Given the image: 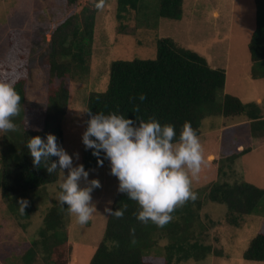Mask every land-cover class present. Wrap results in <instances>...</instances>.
Listing matches in <instances>:
<instances>
[{"label": "trees", "instance_id": "16d2710c", "mask_svg": "<svg viewBox=\"0 0 264 264\" xmlns=\"http://www.w3.org/2000/svg\"><path fill=\"white\" fill-rule=\"evenodd\" d=\"M79 1L68 0V4L75 6ZM254 1L255 30L248 49L253 63L252 77L264 79V73L256 71L264 65V0ZM106 2L107 0L105 4ZM97 3L99 0L88 1L80 13L68 17L52 31L40 29L37 34L31 35L30 40L26 32L23 36L16 35L15 30L9 33V46L13 52H18L17 45L21 47L24 43V59L29 58L32 46L45 48L43 71L49 86L42 125L32 129L27 127L20 112L12 118L17 130L3 132L1 141V197L8 203L12 218L23 229L27 227V223L23 222L29 221L31 215L37 211L36 193L57 183L60 175L59 169L50 175L44 162L36 168L26 144L35 136L42 137L46 142L47 135L53 134L57 137L58 144L63 147V121L69 108L70 82L83 80L90 72L97 15L102 10L96 8ZM117 3V19L120 22L129 13L141 12L148 7L146 0H117ZM183 12L184 0H156L154 5L156 19L179 21ZM24 36L29 41L27 44ZM156 48V58L153 60H117L111 63L106 91L92 92L89 95L84 132L87 129L86 122L90 119L87 112L91 111L92 114L103 112L105 115L115 112L134 121H148L150 117H154L161 125H174L177 138L187 121L196 130L198 137L201 135V124L207 109L215 104L218 95L225 89V70L213 68L204 56L181 46L170 37L157 39ZM0 63L6 66L10 61L0 58ZM2 71L5 70H0ZM27 81L28 78L21 77L13 84L21 97L20 107L27 100ZM140 94L146 95L145 101L138 99ZM130 97L136 99L130 101ZM136 105L140 107L138 113L133 112ZM222 109L226 118H248L254 136L264 135V108L261 104L244 103L232 94H225ZM250 152V149H246L242 152L223 153L219 159V174L225 173V169H231L240 157ZM54 161H58V157H50L47 163L50 165ZM104 164L109 162L105 160ZM194 192L197 193V199L177 207L172 213V221L163 228L151 222L141 223L136 218L137 203L128 199L126 194L118 193L112 210L122 209L125 204L127 209L122 219L109 214L103 238L90 264H154L151 253L157 248L160 251L156 253V264L162 258L163 264H184L191 260L200 262L211 255L218 256L211 245L201 241L203 232L199 229H203L202 207L207 202L225 205L228 210L227 223L239 228L244 218L252 216L264 202V189L245 181L218 180ZM21 199L28 201L25 214H21L19 210ZM66 208L67 206L65 211H61L58 204L48 210L37 239L31 243L22 258L24 264H70L72 248L62 233L65 219L69 216ZM132 229L135 230L134 234ZM133 239L135 244L132 243ZM163 240H167V244L162 247L160 242ZM243 258L250 262L264 263V225L249 242Z\"/></svg>", "mask_w": 264, "mask_h": 264}, {"label": "rangeland", "instance_id": "374dc122", "mask_svg": "<svg viewBox=\"0 0 264 264\" xmlns=\"http://www.w3.org/2000/svg\"><path fill=\"white\" fill-rule=\"evenodd\" d=\"M88 1L91 0H80L77 5L70 6L68 0H0V58L10 61L6 66L0 63V70H5L0 72V82L13 85L21 77L28 78L27 100L20 107V112L31 129L42 125L49 97L48 79L43 71L46 50L32 46L29 58L24 59V43L20 47L16 42L18 52H13L9 46V33L15 30L16 35L23 36L26 32L30 40L31 35L37 34L40 29L52 31L68 17L80 13ZM155 3L156 0H146L147 9L131 12L120 22L117 19V0H107L97 15L89 75L83 80L70 82L69 108L63 121V148L70 155L79 152L80 160L77 162L73 157L74 165L83 164L86 171L95 169V172H90L89 180L99 179L102 185L92 193L97 211L87 224H78L71 215L65 219L62 233L72 248L70 264H90L106 229L109 214L104 209L106 206L112 207L119 193V181L110 175L109 164L100 167L92 150H85L82 143L89 95L106 91L113 61L155 59L159 38L176 40L181 46L204 56L213 68L224 69L227 75L224 91L218 95L215 104L207 109L201 124L199 140L204 163L198 176L192 179L191 190L206 188L218 180L245 181L264 189V135L254 136L248 118H226L222 109L225 94H232L244 103L257 102L264 108V79L252 77L253 63L248 49L255 30V1L184 0L183 17L179 21L156 19ZM25 39L27 44L29 41ZM256 71L264 73V65ZM2 138L3 132H0V156ZM246 149L251 152L240 157L231 169L219 174V159L223 153ZM61 179L60 172L57 183L36 193L37 211L29 221L23 222L27 223L26 229L12 218L11 209L2 199L0 191V264H24L22 256L37 239L45 215L51 207L58 205ZM84 186L85 182L81 181V187ZM109 200L112 201L111 205H107ZM227 211L225 205L213 202H207L202 207L203 229H199L203 232L201 241L211 245L219 255L184 264H264L243 258L249 242L264 225V202L252 216L244 218L239 228L227 223ZM166 244L167 240L160 242L162 247ZM158 251L160 249L157 248L151 253L154 264ZM160 260L157 263L163 264L164 259Z\"/></svg>", "mask_w": 264, "mask_h": 264}, {"label": "clouds", "instance_id": "9594fccd", "mask_svg": "<svg viewBox=\"0 0 264 264\" xmlns=\"http://www.w3.org/2000/svg\"><path fill=\"white\" fill-rule=\"evenodd\" d=\"M104 6L105 0L96 4L97 9ZM146 98L145 94L138 97L141 102ZM135 99L130 97V101ZM20 101L21 97L11 83L0 82V132L17 130L12 118L20 114ZM139 111L140 107L136 105L133 112ZM87 114L90 119L82 136L85 150H92L100 167L104 166L105 160L109 162L110 175L119 181L117 191L137 203L136 218L141 223L151 222L163 228L172 221V213L177 207L197 199L191 183L200 173L204 157L201 142L190 122L183 124L177 138L174 125H161L154 117L148 121H134L115 112L105 115L88 111ZM26 147L36 168L44 162L50 175L57 169L62 173L57 196L60 210L65 211L67 206V213L74 216L78 224H87L97 211L92 193L102 187L99 179L89 180L90 172L95 169L86 171L83 164L74 165L73 157L78 162L79 152L70 155L53 134L47 135L46 142L40 136L32 137ZM50 157H58V161L49 165ZM81 181L86 186L81 187ZM111 204L109 200L107 205ZM19 206L21 214H25L28 201L21 199ZM126 209L125 204L115 211L106 206L104 211L122 219ZM131 231L134 234L135 230ZM132 243H136L135 239Z\"/></svg>", "mask_w": 264, "mask_h": 264}, {"label": "crops", "instance_id": "0c3cea01", "mask_svg": "<svg viewBox=\"0 0 264 264\" xmlns=\"http://www.w3.org/2000/svg\"><path fill=\"white\" fill-rule=\"evenodd\" d=\"M95 204H96V202H95ZM97 205V204H96ZM26 252H24V254H25ZM24 254H23V256H24ZM23 256H22V258H23Z\"/></svg>", "mask_w": 264, "mask_h": 264}]
</instances>
